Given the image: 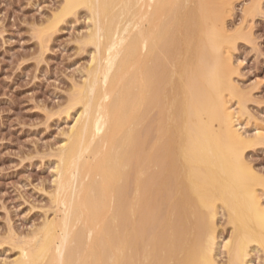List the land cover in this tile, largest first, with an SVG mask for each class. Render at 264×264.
I'll return each mask as SVG.
<instances>
[{"label": "bare ground", "instance_id": "obj_1", "mask_svg": "<svg viewBox=\"0 0 264 264\" xmlns=\"http://www.w3.org/2000/svg\"><path fill=\"white\" fill-rule=\"evenodd\" d=\"M225 6L63 0L35 32L49 42L85 8L83 43L94 53L69 95L68 110L78 109L56 153L53 215L23 238L10 233L18 256L3 264H217L219 209L232 229L226 264L264 251V174L245 155L264 130L239 128L245 96L230 54L238 34Z\"/></svg>", "mask_w": 264, "mask_h": 264}, {"label": "rangeland", "instance_id": "obj_2", "mask_svg": "<svg viewBox=\"0 0 264 264\" xmlns=\"http://www.w3.org/2000/svg\"><path fill=\"white\" fill-rule=\"evenodd\" d=\"M222 2L227 9L224 23L229 33L238 34L230 54L234 81L245 96L232 102L236 109L238 99V106L244 104L241 131L255 135V128L264 130V0ZM62 4L63 0H0V264L18 256L10 233L23 238L53 215L56 153L78 109L68 110L69 95L83 83L92 62L93 47L83 43L91 27L85 8L62 21L49 42L40 43L36 37ZM253 6L248 15L247 8ZM245 155L263 175L264 143L249 146ZM260 195L264 205V192ZM225 214L219 209L217 264L228 260L223 244L232 229ZM247 264H264V251L252 247Z\"/></svg>", "mask_w": 264, "mask_h": 264}]
</instances>
